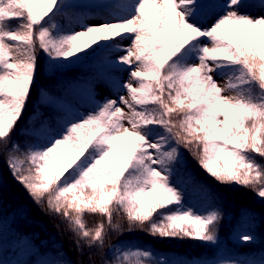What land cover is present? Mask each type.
Segmentation results:
<instances>
[{"label":"snow or ice","instance_id":"snow-or-ice-1","mask_svg":"<svg viewBox=\"0 0 264 264\" xmlns=\"http://www.w3.org/2000/svg\"><path fill=\"white\" fill-rule=\"evenodd\" d=\"M90 6L101 10V23L65 30L57 22L65 0H0V155L34 203L63 218L80 255L125 231L215 245L222 213L185 206L173 165L183 147L218 183L264 199V163L257 161L264 160V15L242 11L247 0ZM104 51L124 53L107 63L128 73L119 85L126 95L66 122L42 144L22 149L12 140L36 89L41 53L54 73ZM100 264L169 261L135 247Z\"/></svg>","mask_w":264,"mask_h":264},{"label":"trees","instance_id":"trees-1","mask_svg":"<svg viewBox=\"0 0 264 264\" xmlns=\"http://www.w3.org/2000/svg\"><path fill=\"white\" fill-rule=\"evenodd\" d=\"M72 2L65 0L63 11ZM247 3V9H252L260 4V0H247ZM39 63L41 69L36 89L23 118L12 132V140L18 142L22 149L43 142L39 129L44 126L55 132L61 130L60 119L69 106L63 101L65 89L83 90L88 78H92L104 65L96 53L82 57L79 62L66 64L54 73L49 71V62L42 53ZM181 153L183 161L173 165V170L178 175L188 171L192 175L189 185L192 193L184 196L185 206L197 203L222 213L218 243L215 245L187 238L161 239L141 231H125L123 234L111 233L102 250L84 248L83 255H80L63 218L50 215L46 206L42 208L34 203L25 187L13 177L6 156L0 155V239L7 245L0 253V259L14 264H37L43 256H49L55 262L68 260L71 264H100L101 260H114L117 249L140 247L152 251L155 257H165L169 264H219L217 258L221 255L229 256L230 260L239 264L264 263V199L248 188L218 183L185 148L181 147ZM257 161L264 163L259 157ZM174 179L171 177L172 183ZM96 218L99 219V216ZM87 219L91 227L92 217ZM244 223L254 237L251 243L241 242L233 235V231ZM124 224L126 227V221ZM13 242L19 244L17 249L8 248ZM20 250H27L29 254L19 255ZM10 252H13L12 258L8 257ZM90 252L93 253L91 257Z\"/></svg>","mask_w":264,"mask_h":264},{"label":"rangeland","instance_id":"rangeland-1","mask_svg":"<svg viewBox=\"0 0 264 264\" xmlns=\"http://www.w3.org/2000/svg\"><path fill=\"white\" fill-rule=\"evenodd\" d=\"M73 2L68 6V8L62 12L61 15L57 17V22L65 29H76L79 30L78 24L88 23V24H98L101 23L102 20L98 19L101 15V10L93 8L90 6L92 0H72ZM257 9V10H256ZM253 16L264 15V9H262L259 5L252 9H245ZM214 19V18H213ZM213 20H207L203 27H208ZM206 39V38H205ZM130 43L129 40H125L123 44L126 46ZM97 55H100L105 62V66L100 68L97 73H95L92 78H88V83L84 87L83 90L77 89L79 95L76 94V89L67 88L63 93V101L68 102L69 106L65 109L60 122L65 125L68 121H75L76 119L87 115L92 112L89 110V104L92 107H95L99 104H102L107 99L118 100L120 95H126V92L120 89L119 85L127 82L128 73L123 71L122 69H117L112 66L110 62L112 60H116L119 56L124 55L123 52H114V51H104L98 52ZM218 82L220 81L219 77H216ZM86 101V102H84ZM54 130L48 126H44L39 129V134L44 139L42 143L45 142L46 136L50 133L53 134ZM41 143V144H42ZM182 160V156L180 161ZM172 173V176L175 178V182L173 183L177 186L183 194L187 192H191L189 190V184L191 182V172L188 171L184 175H177ZM197 211L205 212L207 208L203 205L190 204L188 205ZM246 228V226H245ZM236 233L239 235L244 232V227L239 228ZM5 247V244L1 242L0 239V251ZM16 246H12L14 249ZM23 251L21 253H25ZM230 260L227 256L219 258L220 264L222 261ZM0 264H5L2 261ZM9 264V263H7ZM14 264V263H12ZM37 264H55L54 259H51L49 256H43L38 260ZM254 264V263H253ZM264 264V263H259Z\"/></svg>","mask_w":264,"mask_h":264}]
</instances>
